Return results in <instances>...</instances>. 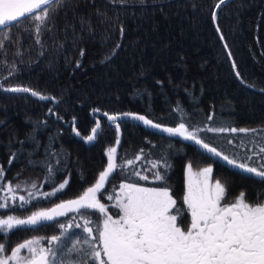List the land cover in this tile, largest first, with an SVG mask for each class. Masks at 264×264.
Masks as SVG:
<instances>
[{
    "label": "trees",
    "instance_id": "16d2710c",
    "mask_svg": "<svg viewBox=\"0 0 264 264\" xmlns=\"http://www.w3.org/2000/svg\"><path fill=\"white\" fill-rule=\"evenodd\" d=\"M66 2L67 7L47 20L50 31L42 29L39 37L34 20H22L19 27L0 28V167L4 169L0 185L17 179L36 180L45 190L22 191L17 197L0 194L4 210L20 211L24 216L36 203L51 206L78 196L106 167V153L111 147L117 148L116 163L120 166L97 197L108 206L107 214L112 217L119 218L116 191L126 181L152 187L166 184L176 201L172 208L175 215L179 221L189 222V209L183 201L184 164L189 158L211 163L226 181L228 195L236 197L244 192L248 199L263 200L260 177L228 165L193 141L130 118L109 122L103 114L138 112L154 122L176 125L181 122V113L173 109L179 103L185 120L193 126L190 131L204 129L196 134L206 143L259 169L264 165L260 151L264 147V0H227L219 9V0H145L143 5L138 0L126 4L108 0ZM72 5L76 6V18ZM97 9L105 12L107 19L98 16ZM213 11L217 14L215 22ZM80 15L90 18L91 33L81 32ZM68 24L74 25L75 35ZM117 43L121 47L112 55ZM110 55V60L101 63ZM11 87L30 88L54 97L55 102L31 93L5 91ZM96 118L101 128L88 142ZM208 127L250 131L209 132ZM12 153L16 157L9 164ZM160 157L171 165L166 181L154 179L157 171H164L153 167ZM128 160L133 163L127 164ZM65 180L68 184L63 190L49 197L43 195ZM20 196L29 201L24 207ZM81 211L92 221L88 226L96 237L104 216L96 210ZM40 224L44 246L63 248L66 264H74L77 254L67 249L72 241L87 236L81 215L69 212ZM61 224L68 231L60 242L50 245L52 236H61Z\"/></svg>",
    "mask_w": 264,
    "mask_h": 264
},
{
    "label": "snow or ice",
    "instance_id": "6c2138e0",
    "mask_svg": "<svg viewBox=\"0 0 264 264\" xmlns=\"http://www.w3.org/2000/svg\"><path fill=\"white\" fill-rule=\"evenodd\" d=\"M108 2L126 4L128 0H108ZM138 2L143 5L145 0H138ZM226 2L227 0H219L216 8L219 9ZM67 6L66 0H0V28L19 27L22 20H34L37 37H39L42 29L50 31V29H46V22L49 17ZM75 9L76 6L72 5L74 18H76ZM96 14L107 19V14L99 9L96 10ZM216 18L217 14L213 11L212 19L214 22ZM78 23L81 32L91 33L93 31L90 18L80 15ZM66 27H71L75 35L74 25L68 24ZM219 31L220 29L217 27V32ZM121 36H123L122 28ZM220 39H224L223 35L220 36ZM36 42L41 43L39 38ZM76 42L74 39L73 44ZM119 47L121 45L117 43L112 55L116 54ZM0 48H3L2 42H0ZM225 48H227V44H225ZM83 54L84 50L81 49V56ZM111 58V55L106 56L101 63ZM77 67H80L79 61H77ZM235 67L236 65L233 63V68ZM5 91L31 93L32 96L39 97L41 100L55 102L54 97L42 95L27 87H11ZM93 111L97 112L99 109ZM173 111L181 113V122L175 127H165L144 115L130 112L122 113L119 116L108 113L103 115L107 117L109 122L115 123L118 119L128 117L142 121L144 125L158 129L170 136H180L184 140L193 141L206 152L226 161L228 165L243 172L254 174L264 182V165L258 169L250 166L247 160L223 154L222 151L210 146L196 134L204 129L189 130V127L193 126L190 121L185 120L183 109L179 103ZM49 112L51 113L52 109H49ZM208 119L212 120L213 117L209 116ZM100 128L101 124L98 120L92 129L93 135L87 136L86 140L88 142L93 141ZM116 129L119 132V123H116ZM73 131L75 132L76 129L73 128ZM207 131H231L235 133L250 130L208 127ZM76 134L79 135V132ZM117 144H119V139H117ZM260 151L264 153V147ZM116 153V147L107 150V167L99 173L96 182L76 199L59 203L50 209L33 211L26 218L7 216L6 219H0V232H3L7 238L8 233L13 229L24 226L34 227L41 222L52 221L67 212H76L84 219L83 231L87 233V236L72 241V247L67 249L68 253L77 254L73 258L74 264H264V200L252 203L247 200L246 193L241 192L234 202L221 206V200L227 197V188L220 180L214 184L209 183L213 171L211 167H205L194 174L191 164L187 166V191L183 197L184 204L187 205L191 213V224L187 230H182L177 223L178 216L169 211L175 206L176 201L169 194L166 184L155 188L139 187L134 183L121 184L115 205L120 210L119 218L113 219L111 215H107L105 204L100 202L97 194L105 187V182L110 174L120 166L116 163ZM15 157L16 154L12 153L9 164L13 162ZM136 159L139 160L140 156L137 155ZM247 159H251V157ZM132 163V160L127 161L129 165ZM153 167L164 169V171H157L154 174V179L166 181V171L171 167L167 159L160 157L153 163ZM52 171L53 169L49 166V172ZM193 175H196L198 179L193 181ZM3 177L4 169L0 167V178ZM140 178L147 179L146 176ZM67 184L68 181L65 180L53 192L43 195L45 197L53 196L56 192L63 190ZM7 191L11 193L14 190L9 186ZM261 195L264 196V194ZM108 198L112 199L111 196ZM19 199L22 201L21 207L29 203L23 196ZM4 207H6L5 204H0V208ZM81 210H96L105 217L102 225L96 229L98 234L96 237H93V229L88 226L92 221ZM76 227L80 228L81 225L77 224ZM60 228L61 236H52L49 240L50 245L60 242L63 234L68 231V228L63 224L60 225ZM94 240L98 241L99 247L94 243ZM22 249H26L28 255L22 256ZM6 253V245L0 243V254H3L0 255V264H10V262L11 264H66L62 255L63 248L40 247L36 240H28L18 244L11 250V255Z\"/></svg>",
    "mask_w": 264,
    "mask_h": 264
},
{
    "label": "rangeland",
    "instance_id": "374dc122",
    "mask_svg": "<svg viewBox=\"0 0 264 264\" xmlns=\"http://www.w3.org/2000/svg\"><path fill=\"white\" fill-rule=\"evenodd\" d=\"M191 164L192 166V172L195 174V173H198L201 169L205 168V167H211V164L210 163H207V162H201L199 160H195V159H192V158H189L186 160L185 164H184V175H185V190H184V193H186L187 191V181H188V176H187V166ZM105 168L102 167L101 171H103ZM100 171V172H101ZM143 175H145L144 173H142ZM196 179H198V177L196 175H193V181H195ZM217 180H220V182L222 184H225L226 185V181L219 177L217 175V173L213 170L212 171V174L209 178V183H212L214 184ZM34 185V186H33ZM39 182L36 181V180H30V181H19V179H17L16 182L14 183H7L4 187H2L0 185V194H3L4 196L6 195H12V196H16L17 197V194H20L22 191H24L25 193H31L33 191H37V192H44L45 190L41 189L39 186ZM11 186L13 188V192L9 193L7 191V188ZM18 186V187H17ZM139 187H145V188H152V187H148V186H144V185H139ZM227 188V186H226ZM228 188H227V197L225 199H222L221 201H229V199H235L233 196H231V194L228 195ZM120 193V188H119V191H117V195ZM240 194V193H239ZM236 195V197H238V195ZM116 195V196H117ZM21 197V196H20ZM19 197V198H20ZM116 200V198H115ZM248 201H251L252 203H256L258 201V197L256 199H248ZM264 200V199H263ZM256 201V202H254ZM101 203H104L102 200L100 201ZM105 204V203H104ZM45 206H49V204H46V205H43L42 203H36L34 204L33 207H30L28 209H30V213H32L33 211H38V210H41L42 208H44ZM106 207V211H108V206L105 205ZM23 211V210H22ZM10 212V213H9ZM67 214V213H66ZM69 214V212H68ZM23 214L20 213V211H11V210H4V208L0 209V218H7V216H15V217H18L20 218ZM108 215V214H107ZM105 218V217H104ZM113 219H118V218H115L113 217ZM25 228L24 231H26L27 233H25V236L28 237V238H23L21 241H18V244L20 243H23L25 241H28V240H36L38 241V246L40 247H45L44 246V242H43V235L42 233H40L38 231V228L36 229H32L30 227H23ZM23 228H20L23 229ZM42 240V241H41ZM17 244V245H18ZM6 245V243H5ZM17 245H15L14 247L11 248V244L9 246L6 245L7 247V255H11V250L15 247H17ZM99 246V243L97 244V247ZM11 248V249H10ZM0 255H3V254H0ZM21 255L22 256H26L28 255L27 253V250L26 249H22L21 250ZM11 263V262H10Z\"/></svg>",
    "mask_w": 264,
    "mask_h": 264
},
{
    "label": "flooded vegetation",
    "instance_id": "af4514ba",
    "mask_svg": "<svg viewBox=\"0 0 264 264\" xmlns=\"http://www.w3.org/2000/svg\"><path fill=\"white\" fill-rule=\"evenodd\" d=\"M228 204V202H224V205H227ZM50 206V205H49ZM49 206H45L44 208H42V209H45V208H47V207H49ZM41 209V210H42ZM10 213V212H9ZM30 214H32V213H29V214H26V215H24V216H22V218L23 217H25V216H28V215H30ZM189 214H190V219H191V213H190V211H189ZM0 219H6V218H0ZM178 221H179V219H178ZM190 224H191V220L189 221V222H186V221H184V222H182V221H179V226L182 228V230H187V228L190 226ZM24 227H26V226H24ZM38 231L40 232L41 231V229H42V224H39L38 226ZM24 229L25 228H23V229H21L20 230V228H17V229H13V230H11L9 233H8V236H7V238L5 237V235H4V233L3 232H0V243H6V245L7 246H9L10 244H11V248L12 247H14L15 245H17L18 244V241H21L23 238H28V237H26L25 236V233H27L26 231H24ZM42 241V240H41ZM44 242V241H43ZM45 243V242H44ZM45 245V244H44ZM10 248V249H11ZM11 264V263H10Z\"/></svg>",
    "mask_w": 264,
    "mask_h": 264
},
{
    "label": "water",
    "instance_id": "95a60500",
    "mask_svg": "<svg viewBox=\"0 0 264 264\" xmlns=\"http://www.w3.org/2000/svg\"><path fill=\"white\" fill-rule=\"evenodd\" d=\"M125 113V112H124ZM131 113V112H130ZM120 114H122V113H118V114H113V115H117V116H119ZM136 114H138V113H136ZM139 115H141V114H139ZM125 118H128V117H125ZM140 122H142V121H140ZM143 123V122H142ZM163 126V125H162ZM148 127H150V126H148ZM165 127H170V126H165ZM175 127V126H174ZM155 130H158V129H155ZM159 131V130H158ZM216 157V156H215ZM218 159H220V160H223V159H221V158H219V157H217ZM224 161V160H223ZM224 162H226V161H224ZM227 163V162H226ZM59 204V203H58ZM57 205V204H56ZM53 207H55V205L53 206ZM52 208V207H51ZM50 209V208H49Z\"/></svg>",
    "mask_w": 264,
    "mask_h": 264
}]
</instances>
